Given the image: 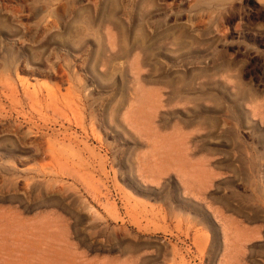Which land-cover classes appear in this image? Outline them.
<instances>
[{
	"label": "rangeland",
	"instance_id": "obj_1",
	"mask_svg": "<svg viewBox=\"0 0 264 264\" xmlns=\"http://www.w3.org/2000/svg\"><path fill=\"white\" fill-rule=\"evenodd\" d=\"M0 264H264V0H0Z\"/></svg>",
	"mask_w": 264,
	"mask_h": 264
}]
</instances>
